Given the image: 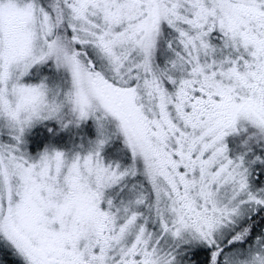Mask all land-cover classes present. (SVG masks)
I'll use <instances>...</instances> for the list:
<instances>
[{"label": "snow or ice", "instance_id": "snow-or-ice-1", "mask_svg": "<svg viewBox=\"0 0 264 264\" xmlns=\"http://www.w3.org/2000/svg\"><path fill=\"white\" fill-rule=\"evenodd\" d=\"M0 264H264V0H0Z\"/></svg>", "mask_w": 264, "mask_h": 264}]
</instances>
